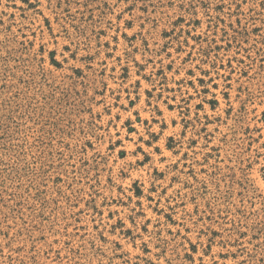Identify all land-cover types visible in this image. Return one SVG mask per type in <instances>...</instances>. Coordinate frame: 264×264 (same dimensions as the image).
Returning a JSON list of instances; mask_svg holds the SVG:
<instances>
[{"label":"rangeland","instance_id":"rangeland-1","mask_svg":"<svg viewBox=\"0 0 264 264\" xmlns=\"http://www.w3.org/2000/svg\"><path fill=\"white\" fill-rule=\"evenodd\" d=\"M0 264H264V0H0Z\"/></svg>","mask_w":264,"mask_h":264}]
</instances>
